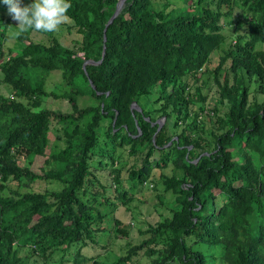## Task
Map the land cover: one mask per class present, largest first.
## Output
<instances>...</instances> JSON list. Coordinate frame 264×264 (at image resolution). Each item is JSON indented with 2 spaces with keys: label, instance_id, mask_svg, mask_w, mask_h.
Returning <instances> with one entry per match:
<instances>
[{
  "label": "trees",
  "instance_id": "16d2710c",
  "mask_svg": "<svg viewBox=\"0 0 264 264\" xmlns=\"http://www.w3.org/2000/svg\"><path fill=\"white\" fill-rule=\"evenodd\" d=\"M117 1L70 0L77 39L35 41L11 35L0 0V264H264V0H126L97 63ZM153 168L175 208L99 259L105 234L129 238L113 214L133 199L125 182L141 188ZM38 179L61 187L21 190Z\"/></svg>",
  "mask_w": 264,
  "mask_h": 264
},
{
  "label": "rangeland",
  "instance_id": "374dc122",
  "mask_svg": "<svg viewBox=\"0 0 264 264\" xmlns=\"http://www.w3.org/2000/svg\"><path fill=\"white\" fill-rule=\"evenodd\" d=\"M56 38L73 41L74 39H77V35L75 33H68L66 28V23L61 26L60 31L53 33ZM33 39L35 41H43L45 37H47L46 33L42 32H33ZM13 40L8 41V45H12ZM264 48V45L262 46ZM81 54V53H80ZM223 54L222 49H219L217 53H214L212 55V60L210 63V67H213L217 64L219 56ZM208 74L204 75V78L207 77ZM208 82H210L209 87L212 85V80L210 79V75ZM60 82V73L58 71L51 72L46 81V87L48 91H55L56 93L60 94L64 89H68V86L63 83L59 84L57 86V83ZM204 91L208 92V87H204ZM213 93V90H209ZM54 99V100H53ZM44 101L48 106L52 108H58L61 110H67L68 109V102L65 99L62 98H54V97H45ZM78 102L80 106H84L87 104H90L93 102L92 98H88V96H78ZM208 104L211 106L212 102H208ZM160 119V118H159ZM164 124V122H163ZM162 124V125H163ZM125 152L123 153L122 160L127 161L126 167H129L134 163L133 157H130V155L127 153V149H124ZM19 163L22 165L24 161L20 160ZM167 172V170H165ZM160 171L153 168L151 173L149 174L147 178V182L143 187L141 188H129L128 183L125 182L126 188L130 189L133 195V199L126 205L122 204L121 200L119 199L116 204V209L114 208V216L119 218L123 224L130 225V231L128 233L129 238H127L126 235H121L120 237H116L112 232L110 233V237L108 238L107 234H105V237L103 240H108V251L102 252V251H94V252H88L91 255L97 254L98 252L101 253L99 259H108V260H114L117 256L124 254L125 250L127 249V242L135 243L137 240L141 237L138 233L139 227L145 228L148 222L154 223L158 220H160L163 217H166L170 215L171 209L175 208V203L173 201V196L170 192H165L164 185L159 181L157 184V190L153 189L151 187V179H158ZM122 174L125 176L126 170H122ZM61 186L55 182V181H43V180H36L33 183L29 185V187H22L21 190H29L33 189L35 191H44L45 189L53 190V189H59ZM145 187V188H144ZM161 201V202H160ZM128 208V210H126ZM110 218V215L108 216V219ZM106 243V241H105ZM199 248L209 249V253H213L215 255H218V247L215 246H207L202 245L198 246ZM54 259H57V256L54 257ZM55 264V263H54ZM220 264V263H218Z\"/></svg>",
  "mask_w": 264,
  "mask_h": 264
},
{
  "label": "clouds",
  "instance_id": "9594fccd",
  "mask_svg": "<svg viewBox=\"0 0 264 264\" xmlns=\"http://www.w3.org/2000/svg\"><path fill=\"white\" fill-rule=\"evenodd\" d=\"M7 6L8 14L16 22L13 37H19L29 30L43 33L60 31L70 17L72 7L70 0H33L25 5L23 0H2Z\"/></svg>",
  "mask_w": 264,
  "mask_h": 264
},
{
  "label": "water",
  "instance_id": "95a60500",
  "mask_svg": "<svg viewBox=\"0 0 264 264\" xmlns=\"http://www.w3.org/2000/svg\"><path fill=\"white\" fill-rule=\"evenodd\" d=\"M125 1L126 0H118L117 3H116V7H115V10L113 12V14L110 16V18L108 19L104 29H103V49H102V54H101V58L100 60L97 62H101L103 57H104V54H105V41H106V30H107V27L110 23H112V21L114 20V18L120 13L121 9L123 8L124 4H125ZM88 63H94L92 60H85L83 62V69L85 70V67H86V64ZM90 84L92 85L93 88H95V86L92 84V82L90 81ZM130 109L132 111H134L135 109L136 110H141L140 106L137 104V102H132L131 105H130ZM165 120V117L163 116L162 118L156 120L154 123H157V131L160 130L163 122ZM152 123V124H154ZM156 135V133L154 134V136ZM171 142V141H170ZM169 142V143H170ZM197 160V159H196Z\"/></svg>",
  "mask_w": 264,
  "mask_h": 264
}]
</instances>
